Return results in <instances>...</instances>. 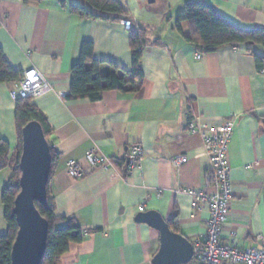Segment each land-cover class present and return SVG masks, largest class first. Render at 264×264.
<instances>
[{
    "label": "crops",
    "instance_id": "0c3cea01",
    "mask_svg": "<svg viewBox=\"0 0 264 264\" xmlns=\"http://www.w3.org/2000/svg\"><path fill=\"white\" fill-rule=\"evenodd\" d=\"M118 1L129 15L124 21L132 23L131 30L123 22L83 19L60 0H0L4 58L22 73L37 69L51 87L33 100L50 128L48 142L57 157L49 195L55 218L72 222L83 235L60 264H153L160 233L136 221L149 211L160 213L192 244L205 238L209 213L194 211L193 197L187 193H214L204 181L209 162L201 137L188 132L194 120L213 128L234 120L227 155L233 199L221 238L243 250L261 247L257 237L264 241V73L254 56L264 57V48L225 47L202 54L186 41L189 24L181 22L178 30L176 20L187 4L207 3L237 27L251 30L264 27V0H149V5L163 3L160 12L147 9L148 0ZM152 27L156 29L149 35ZM132 31L144 34L139 89L105 92L96 102L70 101L71 70L83 44H93L95 60L104 62L102 75L114 66L130 72ZM12 86L0 84V141L10 145V157L19 145ZM134 145L145 154L141 168L127 174L128 150ZM94 147L115 160L116 169H96L71 179L69 161L87 166L85 155ZM179 155L188 162L176 168L172 160ZM11 177L8 168L0 172V236L8 232L3 193Z\"/></svg>",
    "mask_w": 264,
    "mask_h": 264
},
{
    "label": "trees",
    "instance_id": "16d2710c",
    "mask_svg": "<svg viewBox=\"0 0 264 264\" xmlns=\"http://www.w3.org/2000/svg\"><path fill=\"white\" fill-rule=\"evenodd\" d=\"M43 1L45 0H24L25 4L41 3ZM60 4L64 8L68 7L72 14L83 19L120 23L125 22L124 20L129 16L118 0H75L74 3L69 5L66 0H60ZM181 22H187L190 26V36L186 41L195 46L202 54L215 53L225 47L261 46L264 48V27H256L251 30L241 29L224 18L214 6L207 3L187 4L183 14L177 17L176 27L178 30ZM143 39L144 34L142 31H132L130 34L132 70L126 72L113 65V71L107 75H102L100 72L104 62L95 60L93 44L84 43L79 62L71 70V90L68 99L70 101L88 100L96 102L102 98L105 92H136L143 80L141 66ZM254 57L258 70H264V57L257 55ZM22 78L23 73L9 65L0 48V84L14 85L19 83ZM15 120L19 145L12 157H10V145L6 141H0V172L7 168L12 172V177L7 182L3 193L8 232L5 236H0V264H11L12 246L18 232L13 210L15 199L20 193L19 180L21 172L19 165L22 153V129L28 123L37 121L42 125L47 140L50 134V128L45 117L31 99H21L16 102ZM51 153L52 167L47 186V205L36 204L40 214L49 224L47 247L41 264H60L64 254L73 245H79L83 240L82 232L72 222L66 223L64 219L55 218L54 204L49 195L48 187L54 173L57 157L52 150Z\"/></svg>",
    "mask_w": 264,
    "mask_h": 264
},
{
    "label": "built area",
    "instance_id": "2783aa9c",
    "mask_svg": "<svg viewBox=\"0 0 264 264\" xmlns=\"http://www.w3.org/2000/svg\"><path fill=\"white\" fill-rule=\"evenodd\" d=\"M131 30L130 21L123 22ZM202 55H197L200 59ZM264 73V70H263ZM51 91L45 76L35 68H30L23 73L22 80L14 84L10 90V99L17 102L21 99L36 100ZM235 127L234 120H229L220 127L213 128L200 120H194L188 125L190 134L201 137L208 156V168L204 175L205 185L213 188V194L197 191H187L193 197L194 211L206 209L209 213L208 229L205 238L193 243L194 256L188 264H264V241L261 236L257 242L259 248L240 249L234 244H226L221 238L224 224L228 220L233 199L231 169L228 164V147ZM144 150L140 145H134L128 150L126 171L132 174L139 170L144 157ZM87 166L81 165L77 160H70L67 175L71 179H82L96 169L115 170V160L103 155L98 147L89 150L85 155ZM188 162L185 155L176 156L172 165L176 168ZM161 195V191L158 196ZM144 212V207H140ZM234 236V233L231 234Z\"/></svg>",
    "mask_w": 264,
    "mask_h": 264
},
{
    "label": "water",
    "instance_id": "95a60500",
    "mask_svg": "<svg viewBox=\"0 0 264 264\" xmlns=\"http://www.w3.org/2000/svg\"><path fill=\"white\" fill-rule=\"evenodd\" d=\"M151 2H154L153 0ZM20 193L14 202L18 232L11 251V264H41L47 247L48 221L36 204L47 205V186L52 167V153L42 125L28 123L21 132ZM138 223L160 233L161 246L153 264H188L194 256L193 244L173 231L156 211L140 213Z\"/></svg>",
    "mask_w": 264,
    "mask_h": 264
},
{
    "label": "rangeland",
    "instance_id": "374dc122",
    "mask_svg": "<svg viewBox=\"0 0 264 264\" xmlns=\"http://www.w3.org/2000/svg\"><path fill=\"white\" fill-rule=\"evenodd\" d=\"M146 6L148 7L147 9H149V10H152V9H156V11L157 12H160L162 9H163V3L161 2H157V3H155V4H152V5H149V0L147 1V4H146ZM156 28L154 27H152V28H150L149 29V35L152 33V31H154Z\"/></svg>",
    "mask_w": 264,
    "mask_h": 264
}]
</instances>
